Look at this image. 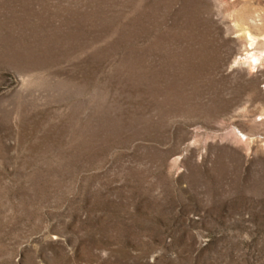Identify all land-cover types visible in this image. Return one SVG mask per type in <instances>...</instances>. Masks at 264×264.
<instances>
[{"label":"rangeland","instance_id":"rangeland-1","mask_svg":"<svg viewBox=\"0 0 264 264\" xmlns=\"http://www.w3.org/2000/svg\"><path fill=\"white\" fill-rule=\"evenodd\" d=\"M0 264H264V0H0Z\"/></svg>","mask_w":264,"mask_h":264},{"label":"bare ground","instance_id":"bare-ground-1","mask_svg":"<svg viewBox=\"0 0 264 264\" xmlns=\"http://www.w3.org/2000/svg\"><path fill=\"white\" fill-rule=\"evenodd\" d=\"M249 44L251 45V44H253V40H251L250 42H249ZM257 59V57H253V60H256Z\"/></svg>","mask_w":264,"mask_h":264}]
</instances>
